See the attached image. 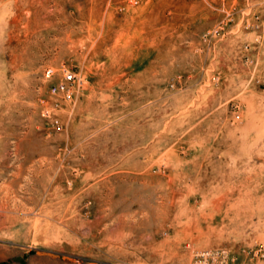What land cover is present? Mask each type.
<instances>
[{"label":"rangeland","instance_id":"374dc122","mask_svg":"<svg viewBox=\"0 0 264 264\" xmlns=\"http://www.w3.org/2000/svg\"><path fill=\"white\" fill-rule=\"evenodd\" d=\"M0 264H264V0H0Z\"/></svg>","mask_w":264,"mask_h":264},{"label":"built area","instance_id":"2783aa9c","mask_svg":"<svg viewBox=\"0 0 264 264\" xmlns=\"http://www.w3.org/2000/svg\"><path fill=\"white\" fill-rule=\"evenodd\" d=\"M65 80H66V82L68 81L69 83L70 82H74V77H73V75L72 74H67L66 75V77H65ZM57 88V87H56ZM63 89L64 88V85L63 84H60L59 86H58V89ZM237 118H239V117H237Z\"/></svg>","mask_w":264,"mask_h":264}]
</instances>
